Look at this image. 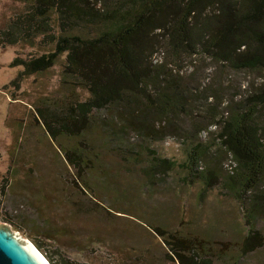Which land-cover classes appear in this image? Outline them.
I'll return each mask as SVG.
<instances>
[{
  "label": "trees",
  "instance_id": "obj_1",
  "mask_svg": "<svg viewBox=\"0 0 264 264\" xmlns=\"http://www.w3.org/2000/svg\"><path fill=\"white\" fill-rule=\"evenodd\" d=\"M13 1L21 9L0 31V48H14L10 66L22 68L10 86L19 90L24 80L60 64L59 92L67 97L43 98L35 120L58 145L67 169L75 171L76 179L69 183L78 194L93 195V174L105 175L100 152L133 165L147 190L154 178L169 177L176 163L154 157L151 150L147 166L137 172L142 144L132 145L129 137L137 135L146 143L159 121L188 106H202L195 132L218 127V146L231 155L234 166L226 167V176L215 168L204 171L207 147L192 142L182 181L197 178L206 189L218 188L238 204L246 234L238 242L221 243V254L235 248L240 260L264 246L257 228L264 224V82L239 101L231 94L222 108L224 79H210L198 89V80L183 84L180 77L185 68L194 69L193 74L203 70L200 62L213 65L216 73L264 69V0ZM27 48L36 54L21 55ZM192 97L195 106L188 103ZM92 204L83 211L101 207ZM152 231L171 262L214 264L218 257L212 242L197 234L161 227Z\"/></svg>",
  "mask_w": 264,
  "mask_h": 264
},
{
  "label": "rangeland",
  "instance_id": "obj_2",
  "mask_svg": "<svg viewBox=\"0 0 264 264\" xmlns=\"http://www.w3.org/2000/svg\"><path fill=\"white\" fill-rule=\"evenodd\" d=\"M20 9L13 0H0V31ZM20 54L36 53L27 48ZM13 58L14 48H0V225L8 226L36 249L38 243L43 252L37 251L48 264L44 253L55 264H177L165 256L166 249L153 233L154 227L210 240L218 256L213 258L214 264H264V246L240 260L235 248L219 252L221 243L238 242L246 234L238 204L218 188L206 189L197 178L182 181L188 173L183 165L192 142L207 147L201 162L204 171L215 168L218 175L226 176V167L234 166L231 155L218 146V127L195 132L204 115L202 106H188L185 112L159 121L146 143L137 135L129 137L132 145L142 144L137 151L143 162L136 166L137 172L138 167L147 166L151 150L154 157L176 163L169 177L154 178L157 180L149 183L147 190L134 174L133 165L100 152L105 175L93 174V195L87 192L88 196H82L69 183L76 179L75 171L67 169L58 145L35 120L36 105L43 98L67 97L66 92H59L60 64L24 80L15 90L10 83L22 68L10 66ZM199 64L203 70L195 74L192 68L181 71L182 83L195 85L193 80H198L201 89L210 79H224L222 108L230 103L231 94L239 101L264 82V69H221L216 73L213 65ZM188 103L198 104L194 97ZM93 202L100 204L99 210L84 212ZM257 228L264 236V224Z\"/></svg>",
  "mask_w": 264,
  "mask_h": 264
},
{
  "label": "water",
  "instance_id": "obj_3",
  "mask_svg": "<svg viewBox=\"0 0 264 264\" xmlns=\"http://www.w3.org/2000/svg\"><path fill=\"white\" fill-rule=\"evenodd\" d=\"M40 257L45 260L33 245L0 225V264H48Z\"/></svg>",
  "mask_w": 264,
  "mask_h": 264
},
{
  "label": "bare ground",
  "instance_id": "obj_4",
  "mask_svg": "<svg viewBox=\"0 0 264 264\" xmlns=\"http://www.w3.org/2000/svg\"><path fill=\"white\" fill-rule=\"evenodd\" d=\"M38 256H39V254H38ZM41 258V257H40ZM43 261H44V263H45V260L43 259V258H41Z\"/></svg>",
  "mask_w": 264,
  "mask_h": 264
}]
</instances>
